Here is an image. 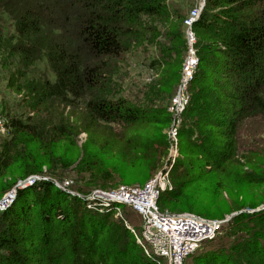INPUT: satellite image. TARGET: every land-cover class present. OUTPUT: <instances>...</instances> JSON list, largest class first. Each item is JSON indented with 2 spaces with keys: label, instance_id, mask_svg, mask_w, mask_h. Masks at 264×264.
Returning <instances> with one entry per match:
<instances>
[{
  "label": "trees",
  "instance_id": "trees-1",
  "mask_svg": "<svg viewBox=\"0 0 264 264\" xmlns=\"http://www.w3.org/2000/svg\"><path fill=\"white\" fill-rule=\"evenodd\" d=\"M188 14L180 16L167 0H0L1 80L6 90L22 92L28 110L17 115L14 99L0 101L8 128L0 139V199L45 168L52 175L75 164L81 180L104 187L110 175L88 144L76 148V125L59 121V109L81 105L86 117L78 124L155 127L152 113L113 92L112 62L123 63L130 51H157L160 60L151 65L160 71L158 93L172 99ZM10 25L13 34H3ZM192 30L198 64L178 130L181 159L158 207L196 212L206 197L234 191L221 207L254 208L264 202V0H205ZM166 111L158 124L167 128ZM115 207L128 208L88 210L48 181L20 189L0 212V264H156L129 229L139 234L142 220L128 226V214L115 217ZM223 229L226 247L196 255L193 264H264V210L239 214Z\"/></svg>",
  "mask_w": 264,
  "mask_h": 264
},
{
  "label": "rangeland",
  "instance_id": "rangeland-1",
  "mask_svg": "<svg viewBox=\"0 0 264 264\" xmlns=\"http://www.w3.org/2000/svg\"><path fill=\"white\" fill-rule=\"evenodd\" d=\"M167 3L170 5L172 4L173 11H176L182 17L187 15V13H189L191 9H193V4L191 0H167ZM6 27L7 30H4L3 34H13L11 25L10 28L9 26ZM185 55L186 47H184L183 52H181V62L177 73V85L179 82L181 65L185 59ZM123 59V63L112 62V65L116 67V75L111 76L110 86L114 90L113 92L116 93L119 98L131 105V108L140 109L141 111L146 113H152V117L157 122L156 126L154 127V125H141L140 128L131 127L125 129L117 125H91L89 124L88 120H84V122L78 124V121L83 120V117L85 116V114L81 110V105L74 104L75 106L73 107L60 108L59 121L67 124L68 120V123L76 125L75 136L72 138V141L76 148L80 152H82V148H84L88 144L87 151L93 154H97L98 158L101 160L103 170L104 172H106L104 174H109L110 176H108L107 184L104 185V187L100 185L90 186L86 183V180H81L84 175L79 174L76 170H74V168L76 167L75 164L74 166L69 167L65 170L58 169L53 173L51 172L52 175L48 174L49 172H46V168L43 169V176L47 178L48 182L58 183L61 181H70V189L74 191L77 190L80 193L95 189L106 192L110 190L119 189L127 190L143 187L148 181L154 179L155 176L164 168L168 169L169 180L172 167L178 160L181 159L179 153V145L182 138L179 139L178 130L181 125V116L186 108L180 115L179 123L176 126V142H174V138L172 137L171 132L169 130L171 122H169V126L167 128L164 125L158 124L161 119H163L161 118L163 116L160 115L162 111H166L167 106L171 102V98L166 101L165 98H162L163 95H160V93H158L160 71H158L156 67H153L151 65L152 61L160 60V56L157 54V51L147 47L145 48V51H130L124 56ZM3 74L4 70L3 73L0 72L1 103H7L10 99H14V107L17 111V115L21 112L24 113V115H27L28 110H26L25 104L22 101V92L19 94H15L10 92V90H6L5 84L1 80ZM48 77H50V75H48ZM112 98L113 97H111V99ZM154 112H159V114L155 115ZM29 115L33 118L35 117L34 113H30ZM76 118L80 119L76 121ZM256 123L257 124H255V126L260 127V125H258V121H256ZM248 127V122L242 126V135L248 133L245 132ZM164 143H166L165 146ZM97 147H99L98 151ZM113 170H117L118 173L112 172ZM110 173L114 174L112 175ZM169 185L171 187L170 180ZM233 193L234 191H224L221 194V197H206L207 199H204L202 202L203 206L200 207L198 205H194L193 209L197 213H200V216H202V218L204 217L209 220L225 221L232 214H251L254 211H261V209L264 208L263 202L262 204L254 208L244 207L236 211L228 212L224 209L225 207H221L222 204L220 202L221 200H223L224 202L227 201L229 203L231 199L230 195ZM238 201H240V199H238ZM206 205H208L209 207L207 208ZM119 211L121 213L123 211L124 213L128 214L129 220L126 219V221L128 222V226L135 228L140 227L141 218L132 213L129 208ZM162 211L169 212L168 210ZM180 212L181 211H174L172 213L176 214ZM188 212L189 211L181 213ZM190 212L193 215L195 214L199 216V214H197L196 212ZM190 212L189 214H191ZM226 227L227 225L225 226V228ZM218 233V237L215 241L209 244L204 243L199 246L195 253L190 256L191 258H187L185 264H193L194 257L205 251L226 247L228 237L224 235V229L222 230V232H220L219 230ZM156 264L167 263L163 260H159L156 262Z\"/></svg>",
  "mask_w": 264,
  "mask_h": 264
},
{
  "label": "built area",
  "instance_id": "built-area-1",
  "mask_svg": "<svg viewBox=\"0 0 264 264\" xmlns=\"http://www.w3.org/2000/svg\"><path fill=\"white\" fill-rule=\"evenodd\" d=\"M195 1V6L183 20L186 55L181 65L175 95L167 106V112L171 116L169 130L174 142H176L175 130L180 115L190 99L188 87L198 64L194 48L196 39L192 27L200 16L205 0ZM7 133L6 120L0 114V139L6 137ZM38 181L48 180L44 176L32 175L18 181L0 199V212L6 210L14 201L18 190L31 187ZM69 182L61 181L52 184L59 191L83 201L88 210L102 213L110 209L112 205H119L131 208L136 212L142 220L139 234H135L132 228H129L135 236L136 243L146 256L163 260L167 264H183L185 259L192 255L201 243L212 240L225 224L223 220H209L189 213L175 214L160 211L158 207L159 197L162 192L171 188L168 180V169L166 168L143 187L135 189H119L108 192L95 189L86 195H82L71 190ZM114 210L115 217L119 216V208L115 207Z\"/></svg>",
  "mask_w": 264,
  "mask_h": 264
},
{
  "label": "water",
  "instance_id": "water-1",
  "mask_svg": "<svg viewBox=\"0 0 264 264\" xmlns=\"http://www.w3.org/2000/svg\"><path fill=\"white\" fill-rule=\"evenodd\" d=\"M261 210H264V208L261 209ZM258 211H259V210H258ZM258 211H257V212H258ZM254 212H255V211H254ZM254 212H253V213H254ZM235 216H237V214H232V215H230V217H228L224 222L227 223L228 221H230V220H231L232 218H234Z\"/></svg>",
  "mask_w": 264,
  "mask_h": 264
}]
</instances>
